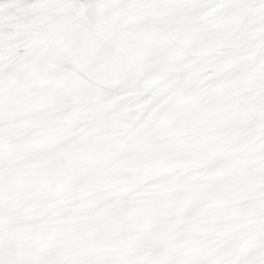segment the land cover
Listing matches in <instances>:
<instances>
[{"label":"snow or ice","instance_id":"obj_1","mask_svg":"<svg viewBox=\"0 0 264 264\" xmlns=\"http://www.w3.org/2000/svg\"><path fill=\"white\" fill-rule=\"evenodd\" d=\"M0 264H264V0H0Z\"/></svg>","mask_w":264,"mask_h":264}]
</instances>
